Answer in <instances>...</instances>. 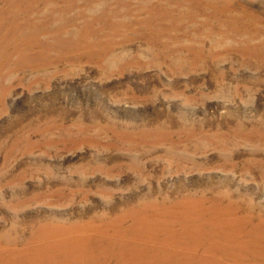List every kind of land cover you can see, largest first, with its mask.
<instances>
[{"label": "rangeland", "instance_id": "1", "mask_svg": "<svg viewBox=\"0 0 264 264\" xmlns=\"http://www.w3.org/2000/svg\"><path fill=\"white\" fill-rule=\"evenodd\" d=\"M0 264H264V0H0Z\"/></svg>", "mask_w": 264, "mask_h": 264}]
</instances>
